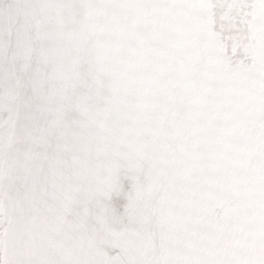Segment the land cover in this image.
Segmentation results:
<instances>
[{"label":"bare ground","instance_id":"obj_1","mask_svg":"<svg viewBox=\"0 0 264 264\" xmlns=\"http://www.w3.org/2000/svg\"><path fill=\"white\" fill-rule=\"evenodd\" d=\"M0 264H264V0H0Z\"/></svg>","mask_w":264,"mask_h":264}]
</instances>
